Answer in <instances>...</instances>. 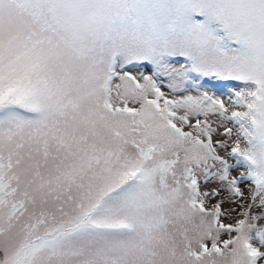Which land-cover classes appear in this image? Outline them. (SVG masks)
<instances>
[{"label":"snow or ice","instance_id":"snow-or-ice-1","mask_svg":"<svg viewBox=\"0 0 264 264\" xmlns=\"http://www.w3.org/2000/svg\"><path fill=\"white\" fill-rule=\"evenodd\" d=\"M0 264H264V0H0Z\"/></svg>","mask_w":264,"mask_h":264},{"label":"rangeland","instance_id":"rangeland-1","mask_svg":"<svg viewBox=\"0 0 264 264\" xmlns=\"http://www.w3.org/2000/svg\"><path fill=\"white\" fill-rule=\"evenodd\" d=\"M216 86L219 87V88H224L225 87V85H223V84H217Z\"/></svg>","mask_w":264,"mask_h":264}]
</instances>
